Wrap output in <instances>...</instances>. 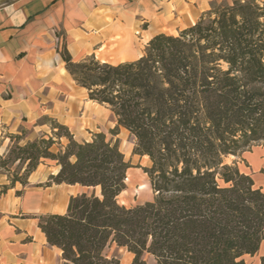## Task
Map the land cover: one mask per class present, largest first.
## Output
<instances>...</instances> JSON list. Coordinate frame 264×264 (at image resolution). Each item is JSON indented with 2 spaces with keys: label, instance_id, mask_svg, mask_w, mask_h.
Returning a JSON list of instances; mask_svg holds the SVG:
<instances>
[{
  "label": "trees",
  "instance_id": "trees-1",
  "mask_svg": "<svg viewBox=\"0 0 264 264\" xmlns=\"http://www.w3.org/2000/svg\"><path fill=\"white\" fill-rule=\"evenodd\" d=\"M59 54L87 100L111 112V135L124 129L132 155L148 158L142 170L154 195L119 205L130 164L103 133L80 143L49 120L50 135L24 144L12 137L0 157V195L25 188L44 161L58 167L49 183L81 190L64 213L37 218L60 264H121L111 248L129 253L130 264H146L145 256L155 264H246L264 243V193L224 159L264 142V2L212 0L193 25L153 36L133 61L73 62L64 43Z\"/></svg>",
  "mask_w": 264,
  "mask_h": 264
},
{
  "label": "crops",
  "instance_id": "crops-1",
  "mask_svg": "<svg viewBox=\"0 0 264 264\" xmlns=\"http://www.w3.org/2000/svg\"><path fill=\"white\" fill-rule=\"evenodd\" d=\"M211 1L0 0V157L7 153L12 137L19 136L20 144L35 139L32 132L43 127L36 121L55 110L56 97L67 90L86 94L65 70L59 54L62 43L73 62L91 55L101 61L99 54L121 57L112 64L133 61L143 48L136 47L135 39H144L146 45L155 35H174L166 29L179 22L177 14L187 11L191 23L189 17L185 22L193 25L194 11L200 16ZM242 159L247 167L242 166L241 172L264 193V145L245 152ZM33 173L19 196L14 195L16 185L0 195V264H60V251L46 243L37 218L22 214L31 207L42 208L46 196L61 193L62 187H72L29 188ZM6 184L0 173V186Z\"/></svg>",
  "mask_w": 264,
  "mask_h": 264
},
{
  "label": "rangeland",
  "instance_id": "rangeland-1",
  "mask_svg": "<svg viewBox=\"0 0 264 264\" xmlns=\"http://www.w3.org/2000/svg\"><path fill=\"white\" fill-rule=\"evenodd\" d=\"M259 3L264 2V0H256ZM208 8L206 9V11ZM182 14H177L176 19L179 21L172 27L166 29V33H172L174 35H178V32L191 26L190 25V16L187 11L182 10ZM194 17L192 19L194 22L198 20L196 17V10L194 11ZM189 17V18H187ZM185 18L188 19L186 24ZM184 19V20H183ZM137 48H144V39L142 40H134ZM143 48L141 52H137V55L141 56ZM104 52V50L102 51ZM101 61L106 63H118L121 60V57L115 56H102L98 55ZM81 92L80 95L77 92L73 93L70 90L56 97V108L52 113H49L47 116H42L40 120H37L36 123L43 125L42 128H37L32 132V137L35 139L41 135H50V122L49 120H53L58 124L64 125L68 128L70 133L74 136V139L77 142L90 141L92 136L97 133H103L105 135V139L107 141L116 142L118 144L120 152L123 154L125 161L129 162L130 170L127 171L126 174V190L122 192L118 196V203L121 206L126 208H131L136 205L143 204L147 201H150L153 198V192L150 188L147 176L143 173V168L150 167V162L148 158L139 157L136 155H132L133 149V140L127 131L124 129H120L119 133L116 136L111 135V130L115 127V119L113 118L111 112L100 105H97L93 102H88L87 96L84 91ZM54 101V102H55ZM48 107H53V101ZM66 144L65 139H61L59 142L60 146H64ZM59 145H55L53 150L57 151L59 149ZM264 145V142H259L253 144L249 151L256 146ZM11 145H9L10 147ZM248 152V151H246ZM245 153V152H244ZM242 153L239 157L229 156L224 159L226 164L236 163L241 165L239 168L240 172L243 170L242 166H246L245 162H243ZM7 154V153H6ZM3 155V158L5 155ZM17 164L11 166V170L20 171V168L16 167ZM58 171V167L55 166L54 162L44 161L39 165L38 169L33 173L30 178V187L29 188H37L43 187L44 185H51L49 183V176L55 175ZM0 173L5 175L4 171L0 170ZM21 173V171H20ZM6 176V175H5ZM7 181V179H6ZM61 193H57V191L51 193V195L46 196L47 201L42 208L38 209L37 207H31L27 210L26 214H22V218H38L39 216L47 214V212H55L62 213L64 206L68 203V200L71 196H75L80 193V189L77 187H62ZM57 190V189H55ZM23 188L16 184V190L14 191V195L16 196L17 192H22ZM41 192V191H40ZM61 198V200H58ZM109 255H115L121 264H130L132 261V256L127 253L124 249H115L111 248L108 251ZM264 254V243L262 244L260 250L252 257H245L246 264H259V258ZM146 264H155V261L150 256H145Z\"/></svg>",
  "mask_w": 264,
  "mask_h": 264
},
{
  "label": "bare ground",
  "instance_id": "bare-ground-1",
  "mask_svg": "<svg viewBox=\"0 0 264 264\" xmlns=\"http://www.w3.org/2000/svg\"><path fill=\"white\" fill-rule=\"evenodd\" d=\"M145 158H147V157H145Z\"/></svg>",
  "mask_w": 264,
  "mask_h": 264
}]
</instances>
